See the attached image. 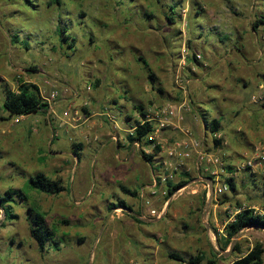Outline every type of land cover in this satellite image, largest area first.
Here are the masks:
<instances>
[{
  "label": "rangeland",
  "instance_id": "rangeland-1",
  "mask_svg": "<svg viewBox=\"0 0 264 264\" xmlns=\"http://www.w3.org/2000/svg\"><path fill=\"white\" fill-rule=\"evenodd\" d=\"M60 2L0 0V194L8 188L25 190L45 213L59 242L58 247L53 244L41 251L31 235L24 202L14 204L18 218L6 219L0 208V264H188L169 257L170 251L183 252L186 257L202 252L205 261L211 258L216 264H233L257 242L264 244V231L247 229L233 241L240 244L242 253L231 244L225 250L230 253L225 255V251L219 253L216 236L217 231L223 232L227 213L235 211L238 203L258 211L264 209V25H253L258 16L264 15V0ZM60 12L62 22L74 27L78 38L72 50L62 44L56 31ZM171 15L176 23L168 19ZM204 30H211L210 34L200 36ZM16 34L22 41L28 40L31 48L14 41ZM189 39L194 40L195 49L189 48ZM193 51L199 64L191 58ZM140 58L148 62V68ZM31 66L36 70H29ZM151 73L157 75L156 84L162 92L155 89ZM19 79L37 84L44 94L57 88L59 98L65 86L80 93L92 84L90 92L106 101L111 98L99 103L98 109L109 105L114 111L113 119L101 118L103 126L118 133L125 144L129 140L124 124L131 127L143 118L138 105H143L145 112L167 102L184 106L180 127L171 126L164 132L167 144L183 139L184 130L191 128L204 141L205 150L218 153L238 169L241 166L235 173L238 192L212 195L210 189L208 197V187L203 184L207 182L197 180L202 171L195 167L194 157L183 160L170 182L184 179L186 172L194 179L172 195L163 220H146L147 229L157 230L158 246H145L155 242L143 235L145 232H141L142 242L132 235L138 223L137 212L148 206L145 201L149 197L154 207L162 209L165 198L146 190L143 197L141 190L157 175L166 154L160 151L148 161L143 153H154L146 150L147 145L132 144L138 157L130 164L128 174L135 180L131 188L138 190L137 195L126 192L119 183L108 185L105 178L125 170L115 156L120 150L115 148L116 141L105 144L99 157L94 156L101 147L99 139L84 143L78 134L77 142L85 146L78 161L71 153L73 141L59 128L60 121L53 131L58 137H52L44 123L46 110L23 118L9 116L3 101L8 90L18 89ZM98 79L101 85L95 87ZM125 93L128 98L123 99ZM119 96L122 103L114 102ZM212 97L216 101L210 105L216 110L208 105L210 117L221 116L222 121L221 131L215 135L204 133L192 104L208 103ZM85 99L71 108V116L76 109L84 114L83 108L91 104H85ZM63 110L61 107L60 115L67 118V109ZM71 121L79 123L82 119ZM214 138L221 140L220 145ZM51 149H61L62 153L53 156ZM39 150V154L48 155L38 159ZM252 157L255 166L243 169ZM39 171L51 178L62 174L66 190L51 195L30 187L29 178ZM257 181L262 188L256 187ZM226 196L231 200L222 203ZM120 201L133 208L131 216Z\"/></svg>",
  "mask_w": 264,
  "mask_h": 264
},
{
  "label": "trees",
  "instance_id": "trees-1",
  "mask_svg": "<svg viewBox=\"0 0 264 264\" xmlns=\"http://www.w3.org/2000/svg\"><path fill=\"white\" fill-rule=\"evenodd\" d=\"M56 2L61 5L60 0H56ZM175 13L176 12H172V14L174 15ZM197 13L200 12L197 11ZM174 15L167 16L172 23H176ZM205 17L206 16H201V18L204 19ZM63 18L64 17L62 16V12H60V20L56 27V31L60 37L62 44L65 43L72 50L73 48H75L78 42V38L77 35L74 34V27H72L69 23L64 24L62 22ZM72 20L73 19H71L70 21ZM253 25L254 27H260L261 25H264V15L258 16ZM210 31L211 30H208L207 32L204 30L200 33V36H203L205 33L210 34ZM14 41H21L26 49L31 48V43L28 40L22 41L21 37H19V35L17 34L15 35ZM188 46L190 49H195L194 40L189 39ZM191 58L196 64H199L200 60L196 52L193 51ZM140 59L143 60V63L148 68V62L144 58ZM29 70H36V68L31 66ZM149 77L153 81V83H155V89L162 92V88L158 87L156 84L158 82L157 75L155 73H151ZM18 83V89L8 90L6 97L3 101V105L10 117H19L23 115L37 113L41 110H46L49 107V103L43 100L40 87L37 84L28 81L24 82V80L22 79H19ZM100 85L101 81L99 79L96 80L94 86L99 87ZM125 92L128 93V90H126ZM214 101L215 99H212V102L210 101L208 103H204L206 104V107L203 103L195 104L194 101H192V104L196 111V115H199V117H201V119L205 123L207 132H211L215 135L221 131L222 121L221 116L210 117L211 112L209 110L208 105L211 108L215 109L210 105V103L213 104ZM262 105L264 106V102ZM137 108L140 111L141 116L144 118L146 116L144 106L138 105ZM141 120H136L135 124L131 125V127H135V130L133 132L127 133V138L130 144H134L135 142H139L142 146L150 144V142L147 141V136L152 131L153 126L149 122L141 124ZM214 142L215 144L220 145L221 140L219 138H214ZM83 149V143L74 144V153L78 159L81 158V152ZM159 153L160 148L156 147L154 149L155 155L143 153V156L148 161H152L155 159V156ZM226 169L229 173H231V176L226 179V182L229 184V190L235 194L238 192L239 189L238 181L235 176V173L238 168H236L235 165L232 163H227ZM184 176L185 178L181 179L177 183H172L169 181V197L172 196L177 189L194 179V177H192L189 172H186ZM28 184L33 189L51 195H58L66 190V186L64 185L61 179L51 178L42 171H39L36 174L32 175L29 178ZM255 185L259 189L262 188L261 183H259L258 181L255 182ZM123 189L132 195H137L136 190H132L124 186ZM230 200L231 199L226 196L222 200V203L228 202ZM23 202L27 205L31 235L37 241L41 251L44 252L46 248L52 247L53 244L58 247L59 242L58 240H55V230L49 226L45 213L37 208L36 204L31 201L30 195L26 193L25 190H23L22 188H8L7 190H5L4 193L0 194V208L3 209L6 219L18 218V214L14 212V204ZM112 205H116V203H112ZM119 205L123 206L126 209L132 210L131 206L127 205L124 201H120ZM242 206L243 204L241 202L238 203L237 207L242 209L235 214L232 220H229L231 213L228 212V220L227 223L224 224L223 232H216L217 245L220 250L219 253H223L233 243L236 237H238L241 232L247 229H258L264 231V209L262 211H258L254 207ZM234 248L239 253H242V249L238 242L235 243ZM212 255L214 256V254ZM169 257L188 264H216V259L209 258L207 261H205L206 254L202 252L197 255L193 254L190 255V257H186L183 252L170 251ZM233 264H264V244L261 242H257L251 249H249L248 252L239 256L233 262Z\"/></svg>",
  "mask_w": 264,
  "mask_h": 264
},
{
  "label": "built area",
  "instance_id": "built-area-1",
  "mask_svg": "<svg viewBox=\"0 0 264 264\" xmlns=\"http://www.w3.org/2000/svg\"><path fill=\"white\" fill-rule=\"evenodd\" d=\"M46 83L50 84V81L47 80ZM93 89L92 84H88L86 87L87 91H91ZM41 90V88H40ZM64 91L66 93L70 92H77L71 89V86H65ZM59 90L53 89L51 92L44 94L41 90V95L43 100L49 103V108L51 110L54 109L52 107V103L56 102L59 98ZM182 107L178 106L175 103H163L154 107H150L146 110V116L142 118L141 124L149 122L153 128L152 131L147 136V141L150 142L147 145L148 149L144 147L149 152L154 153V149L156 147L160 148V151L166 154L164 158H162L161 166L157 169V175L154 176L152 179L151 184L148 186L152 195H156L161 193V195L165 198V202L163 204L162 209H158L153 206L151 197L146 199L147 211L144 214L145 220H153V219H160L166 212L168 204L170 203V199L172 196L169 195V181L172 180L175 176V171L180 167L181 162L185 159H189L194 157L195 159V167L198 170L202 171L201 176H210L213 179V186H215L213 194H221L229 190V184L226 182V179L231 176L226 169L227 162L223 159L221 155L214 152H208L204 148V141L197 138L193 131L190 128L185 129L186 136L174 142L173 144H167V141L164 136V132L170 128L171 126H179V121L184 119V114L182 111ZM72 110L69 108L64 111V115L71 120H81V110L76 109L74 111L75 115L71 116ZM20 117V116H19ZM178 119V120H177ZM18 120V119H17ZM135 127H131L130 132H133ZM58 133L55 132L53 137L57 136ZM98 140V137L94 138ZM85 141H91L92 139L90 136H85L83 138ZM134 145L140 146L139 142H135ZM173 159H176L177 162H173ZM256 161L254 158H249L246 160L245 166L250 167L251 169L255 166ZM207 187L210 190V186L208 183ZM177 190H180L177 189ZM176 190V191H177ZM173 194V196L176 194ZM144 197V193H143ZM248 206L247 204H243L242 207ZM242 208H236L235 211L231 213L229 220H232L237 212H239ZM2 213H4L3 209Z\"/></svg>",
  "mask_w": 264,
  "mask_h": 264
},
{
  "label": "crops",
  "instance_id": "crops-1",
  "mask_svg": "<svg viewBox=\"0 0 264 264\" xmlns=\"http://www.w3.org/2000/svg\"><path fill=\"white\" fill-rule=\"evenodd\" d=\"M260 86H263V84L260 83ZM83 92H80V93L79 92H73V93L72 92H70V93L64 92V94L58 99V101L52 103L51 106L54 107L53 110H51L49 107L46 109L47 112L45 113V119H44L45 125L49 129H51L52 137H53V134H54L53 131H54V128H55L54 126H56L57 122L60 121V127L59 128H62L63 131H65L69 135L70 141H73V147L71 149V151H72L71 153L74 156V158H77V156L74 153V144H79L80 143V142H77V140H76L77 139L76 137H77L78 134L82 135L81 136L82 137L81 141H83L84 143H91L92 140L95 137H98V139H99L98 141L101 143L100 144L101 147L98 148L97 153H94V156H99V157L101 156L100 155V151L102 150V147H104V145L107 144V143L110 146L112 141L115 140L116 143H117L115 148L116 149L117 148L120 149L119 152L116 153L115 156H116V159H118L120 161V165L119 166L120 167L122 166L121 168L125 167V170H124L123 173H121V175L115 174V175L108 176V178H105V179H107L105 181L110 186L113 183H119L121 188H123V186H124V187H127L129 189H132L131 188V186H132L131 184L135 183V180H133V176L131 174H128L129 171H130L129 170V166H131L130 164L134 163L135 159L138 157V155H137V151L138 150L136 148H134V146L132 144L128 143V142L125 144V140L122 139L121 136L118 133H116V132L114 133V132L108 131L106 129L107 126L106 127L103 126L102 122H104V121H102L101 118L103 116H105V117H109L110 119H113L114 118L113 117L114 116V111H111V106H109V105L106 106L103 110L98 109L99 108V103L100 104H102V102L106 103L111 98H109L106 101L104 98L96 96L94 94V92H89L87 90H85L84 93ZM119 97L120 98H118V100H114V102L122 103L121 102V100H122L121 96H119ZM82 98L83 99L86 98L85 102H84L85 104L89 103V102L91 104H90V106H85L83 108L84 114L82 115V117L84 115L87 116V117L82 118L81 122H79V123L78 122L77 123L74 122L73 123L70 118H65V117L60 115L61 107H63L64 110L68 109V108L71 109L73 107L76 108L78 103H79V101H80V99H82ZM88 98L91 99V100L86 102V100H88ZM126 98H128V97H127V95L125 93V96L123 97V99H126ZM212 99H215V101H216V97H212L211 98V102H212ZM93 102H94V104H93ZM24 116H26V115L20 116V118H23ZM129 116L131 117V115H128V117H127L128 119H130ZM196 116L198 118H200V122L202 124L203 129L205 128L204 133L205 132L208 133L207 129H206V126H205V123L203 122L201 117H199V115H196ZM127 122L128 121L126 119L125 123H127ZM115 124L118 125V121ZM179 127H180V125H179ZM196 129H198V127H196ZM124 130H126V132H130L131 127L130 126L128 127L127 125L124 124ZM31 133L34 135L35 134V130L33 132H31ZM85 136H90V138L92 140L89 141V142L83 140V138ZM57 137H58V135L53 137V138L55 139ZM51 145H53V142H52ZM125 150H126V152H125ZM82 152L84 153V149L82 150ZM39 153H40V150L38 151V155H37V157H39L38 159H42V158H40V157H42L40 155H43V157L48 155L47 153H43V154H39ZM59 153H62L61 149H51V153L50 154L53 155V156H56ZM108 157H111L109 152H108ZM59 158H62V157H59ZM77 160L79 161L78 158H77ZM242 167H243V169H245V168L251 169L250 167H247L245 165H243ZM239 170H241V166L239 167V169H237V171H239ZM127 175H130V176H127ZM55 179H61L63 181V183H64V180H65V178H64V176H62V174L61 175H56ZM72 179L73 178L70 179L71 183H73ZM151 182L152 181L150 180L147 184L142 186V190H141L142 193H144L145 190L150 192V190L148 189L149 188L148 186L151 184ZM203 184H204V187H207L206 183H203ZM132 190L138 191L137 189H132ZM207 195H208V197L210 196V190L209 189H208ZM172 199H170V203L172 202ZM170 203L168 204V207H169ZM249 206L253 207L251 205H249ZM128 211H129L128 215L131 216V213H133L132 212L133 208H132V210L129 209ZM146 211H147V207H144V208H141V210H139L137 212L138 216L135 217V219L138 221V223H136V228L134 229V231H132L133 232L132 235H135V238L140 239L141 238V232H145L143 235H146L147 237L152 238L153 239L152 241L155 242V243H150V244L145 245V246L156 247V246H158V241L156 240V237H155V235L157 234V232H156L157 230H154L155 229L154 227L152 229L151 228L147 229V227H146L147 225H145L146 220L143 218ZM161 220H163V219L161 218ZM226 223H227V221H226ZM162 235H163L162 237H165V232H162ZM140 241H141V239H140ZM140 255H141V253H140ZM147 255L148 254H146V257H147Z\"/></svg>",
  "mask_w": 264,
  "mask_h": 264
},
{
  "label": "water",
  "instance_id": "water-1",
  "mask_svg": "<svg viewBox=\"0 0 264 264\" xmlns=\"http://www.w3.org/2000/svg\"><path fill=\"white\" fill-rule=\"evenodd\" d=\"M197 180L207 182L209 184L210 188L212 189V192H213V179H212V177L202 176V177L197 178ZM234 245H235V242L232 243V248L234 247ZM229 253H230L229 251H225V255H228Z\"/></svg>",
  "mask_w": 264,
  "mask_h": 264
}]
</instances>
